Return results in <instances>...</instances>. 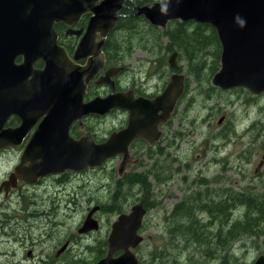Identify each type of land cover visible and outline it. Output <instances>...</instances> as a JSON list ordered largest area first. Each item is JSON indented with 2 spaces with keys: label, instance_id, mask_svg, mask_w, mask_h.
<instances>
[{
  "label": "rangeland",
  "instance_id": "obj_1",
  "mask_svg": "<svg viewBox=\"0 0 264 264\" xmlns=\"http://www.w3.org/2000/svg\"><path fill=\"white\" fill-rule=\"evenodd\" d=\"M156 1L160 0L148 3ZM125 22L111 34L109 48L111 57L127 66V71L119 77L123 86L134 82L148 93H157L163 90L172 73L185 76L184 93L167 124L162 126L163 137L150 148L132 147V157L138 161L135 166L130 163L121 175L118 174L121 157H113L101 168L92 167L94 169L81 174L68 175L61 182L50 178L47 188L42 184L34 187L38 206L36 209L30 206L29 211L39 214V220L29 219L35 222L30 227L25 212H18V221L11 218V225H17L12 234L15 240L11 236L7 240L5 234L3 238L0 236V264H94L102 251L106 254L111 223L141 201L147 208L138 231L143 241L134 249L140 264H174L173 258L179 264H187L191 256L197 259L194 264H251L260 252L264 253L261 250L264 234L257 230L264 227L260 218L251 222L253 235L248 230L242 231L222 252L221 245L215 246L214 252L213 248L203 245L187 244L183 238L170 235L172 227L169 225L174 218L175 224L188 220L187 213H172L177 204L186 201L202 225V236L205 237L208 230L217 235L220 224L210 223L211 214L203 210L199 202L210 201L213 205L230 198L227 203L233 205L237 200L231 196L237 194L251 199L255 210L256 205L263 202L264 92L255 99L240 88L221 90L211 83L214 74L209 78L210 68L215 65L213 56L201 54L200 60L205 61L200 68L195 65L196 70L191 71L180 50L167 53L168 41L159 37L157 29L153 30L147 21L135 19V27L131 21ZM157 28L166 29L167 25ZM174 51L177 52L176 69L168 63ZM124 118V113L117 111L94 118L89 124L97 135L104 136ZM7 160V157L0 158V174L8 167ZM45 190H50L51 196L39 197ZM54 192L59 194L58 200L53 197ZM195 196L200 201H194ZM30 199L29 195H23L24 204ZM18 200L19 208L23 202L20 197ZM75 203L77 206L73 207ZM95 206L98 209L91 217L97 221L98 228L80 234L78 229ZM42 209L49 223L40 215ZM243 211L237 206L233 219L245 220ZM71 213L74 214L67 217ZM220 214L215 217L224 223L225 214L222 218ZM7 215L10 218L11 214ZM53 218L57 221L55 225H52ZM7 221L0 222V235L1 225ZM227 229L228 224L224 223L222 237ZM9 231L5 226L4 232L8 235ZM65 243L66 247L59 252ZM206 251L210 252L209 256ZM189 264H193L192 261Z\"/></svg>",
  "mask_w": 264,
  "mask_h": 264
},
{
  "label": "water",
  "instance_id": "obj_2",
  "mask_svg": "<svg viewBox=\"0 0 264 264\" xmlns=\"http://www.w3.org/2000/svg\"><path fill=\"white\" fill-rule=\"evenodd\" d=\"M125 2L0 0V93L1 104L5 103L0 105V126L10 107V102L6 103V100L17 93L14 87L5 86L12 81L16 83L18 78L30 73L32 81L38 80L40 76L44 93L35 99L39 97L43 101L50 100V103L47 109L49 117L39 128L43 131L49 124L48 120L56 117L57 125L63 126L67 138L63 147L36 149L31 146L33 142L26 147L22 160L41 157L45 173H63L66 170L79 172L86 168L101 167L109 158L117 155H122L118 168V172L122 173L131 160L128 148L131 141L137 137L149 143L156 141L159 138L156 127L169 119L184 93L185 76L174 72L162 92L151 99L134 98L130 93L116 92L103 98L82 101L85 84L103 65L101 46L104 38L115 27ZM135 9L133 16L143 15L151 25L161 28H165L171 20L210 24L216 30L221 44L220 67L211 79L212 85L221 90L244 87L255 94L264 92V0H160L136 6ZM86 12L91 13V16L73 58L79 60L91 53L93 56L88 66L81 67L74 64L64 50L60 58L52 50L56 37L54 23L72 25ZM97 32L102 37L99 50L84 51L85 44L92 41ZM19 55L24 59L16 65L14 60ZM176 57L177 52L174 51L168 58L169 65L175 69L178 67ZM37 58L45 61V68L40 72L32 68ZM120 69L109 68L98 82L108 83L112 87L114 83L111 77ZM33 93L38 94V91ZM114 108L128 111L127 126L111 133L102 143L95 144L87 138L74 141L68 137L67 130L74 121L81 120L89 113L104 114ZM147 118L151 121L147 122ZM97 209L95 206L88 213L79 228L80 232L98 228L97 221L91 217ZM145 213L141 204H135L129 213L118 215L111 224L106 254L94 264H138L134 249L143 241L138 231ZM65 247L66 243L59 252ZM252 264H264V256H259Z\"/></svg>",
  "mask_w": 264,
  "mask_h": 264
},
{
  "label": "flooded vegetation",
  "instance_id": "obj_3",
  "mask_svg": "<svg viewBox=\"0 0 264 264\" xmlns=\"http://www.w3.org/2000/svg\"><path fill=\"white\" fill-rule=\"evenodd\" d=\"M142 1L144 0H140L138 2L133 1V0H126L124 7H122V9L119 11L120 15L121 16L124 15V17H128L129 19H134V20L135 19L136 20H143V19L146 20V18L143 15L133 16L136 12V9H135L136 6H141L143 4H150L148 2L142 3ZM90 16H91V13L89 12L83 13L80 16V18L72 25H67L64 22L54 23V32L56 34V37H55V40L53 41L54 44L52 46V50L56 53L57 57L60 58L61 51L64 50V52L67 53V55L74 62V64H77L78 66H81V67H85L89 65V63L91 62V57L93 56L92 53L79 60H75L73 58V55L75 51L77 50L83 35L86 32V28H87V24H88ZM118 19L116 21L115 27L111 29L104 38V43L101 46V52L103 54L102 55L103 65L99 68L98 72L91 79H89V81H87V83L85 84V91L82 97L83 102L90 101L96 97L103 98V97H106L116 92L130 93L134 98L142 97L146 99H151L162 92V91H159L157 93L155 92L148 93L145 90L138 87L134 82L133 83L128 82L126 83L125 86H123L120 83V79H119L120 74L122 72L127 71V66H125L124 64H121L120 61L119 62L117 60L115 61L109 53V48L111 47V42H110L111 34L116 29ZM194 23H197V22H194ZM69 29H72V30L68 32ZM76 32H79V34H77ZM101 39L102 37L100 33L97 32L96 36L92 39V41L89 40L85 44L84 51L89 52L90 50H93V49H95V51H98L99 41ZM111 50L112 49H110V51ZM23 59L24 57L19 55L15 58L14 62L17 65V64H20L23 61ZM111 67H121V69L116 73V75L111 77L114 83L112 87L108 83L98 82L99 77L103 76L105 74V71ZM32 68L33 70L38 71V72L44 70L45 61L42 58L35 59L32 65ZM31 74L32 73L22 78L17 77L18 81L16 83H13L14 81H12L10 84L5 86V87H14L17 91V93L14 94L12 98H10L11 100L10 99L6 100V103L10 102V107L5 117L6 119L4 123L0 126V141L5 143V145L3 143H0V158L7 157L8 159L7 160L8 167L5 170H3L2 173L0 174V222L1 224H3L8 220L4 226L1 225L2 233L0 236L1 238H3L5 234L7 236V240H8V236H11L12 239L15 240V237H13L12 234L14 232L13 227H17V225L12 226L11 221L12 219H16L18 221V212L27 213L26 223H28L30 227L35 225V222L29 221V219L39 220L38 219L39 214L37 213L34 214V212L29 211L30 206L32 209H36L35 207L38 206L37 200L35 199L38 193L33 189L34 187L42 184L43 188H45L47 186L46 185L47 180L50 178H53V179L56 178L57 182H61L68 175H77V174H81L83 171L87 169H94V168H86L79 172L73 171V170H66L63 173L61 172L45 173L44 169L42 168V164H41L44 162V160H42L41 157H36V158L28 159V160H22L26 147L32 142H33L31 144L32 148H36V149H42V148H46L49 146L63 147L67 143L66 133L64 132L63 126L57 125L56 121H58V118L54 117L51 120L49 119L50 122L48 120L49 124L46 126V128L43 131H41V129L39 128L41 123L45 119H47V117H49V112H47V109L49 107L50 100L43 101L39 97L35 99L37 95L43 96L44 89L42 87V79L40 78V76H38L37 78L38 80L32 81ZM85 77L86 76L83 77L84 81H85ZM1 88H2V85L0 84V92H1ZM112 88L114 90H112ZM238 88H240L242 91H246L249 95H251L255 99L260 95V94L252 93L244 87H238ZM35 90L38 91V94L33 93V91L35 92ZM1 102L2 100H1V93H0V105L5 104V103L1 104ZM117 111L124 113V117H125L124 120L120 122L118 126H114V128L107 131L104 136L97 135L96 131L92 129L89 122L93 120L94 118H103ZM128 115L129 114L127 110H121V109H115V108L111 109L110 111L104 114L89 113L86 116H83L81 120L74 121L69 126L67 130V135L69 138H71L74 141H79L82 138H87L91 142L95 144H99L105 141L111 135V133L126 127ZM168 120L164 123H159L158 126L156 127V131L159 133V138L153 143H149L146 139L141 138V137L134 138L131 141L128 147L131 160L124 167L122 173L127 170L130 163H132V165L135 166V164L138 161L132 157L131 148L132 147L150 148L151 146H155L157 142L163 137L162 126L166 125ZM150 121L151 119L147 118V122H150ZM153 135L154 133L151 136ZM116 157L118 158L121 157V160H122V155H117ZM104 164L101 167H103ZM95 168H98V167H95ZM122 173L118 172V174L120 175ZM142 178L146 179V177H142ZM24 180H34V181L26 182ZM62 189H63L62 187L58 188L59 191H61ZM49 193H50V190H45L41 195H39V197L40 196H51V194ZM54 193L56 194H54L53 197L57 198L56 200H58L59 198L57 197V195L59 194L57 192H54ZM61 193L63 194L64 192H61ZM23 195H29L31 197L30 200H27L26 204H24L23 202ZM19 197L22 200L23 205L22 203H20L19 208H18L16 204L19 203V200H18ZM14 198H16V200H13ZM261 198L263 199V202H260L258 204L263 205L264 196H261ZM75 201H76V198H75ZM223 202L224 200L221 201V203ZM138 204H141L142 207L147 211V208L145 207L142 201L139 202ZM75 206H77L76 203L73 204V207ZM65 208L68 209L67 207ZM7 213L11 214L10 218L7 215ZM40 213H41L40 215H43L44 220L47 223H49L47 217L44 215L45 209L40 210ZM72 214L74 213L67 215V217H70ZM46 222L44 223L47 224ZM56 222H57L56 219L53 218L52 225H55ZM142 223H143V220H142ZM5 226H8L10 228L8 235L4 232ZM78 232L80 234L83 233V232H80L79 229H78ZM108 234L109 233H107V238H108ZM261 250H264V248H261ZM262 255L264 256V253L260 252L257 258ZM104 256L105 255L101 256L99 259L103 258Z\"/></svg>",
  "mask_w": 264,
  "mask_h": 264
},
{
  "label": "trees",
  "instance_id": "obj_4",
  "mask_svg": "<svg viewBox=\"0 0 264 264\" xmlns=\"http://www.w3.org/2000/svg\"><path fill=\"white\" fill-rule=\"evenodd\" d=\"M149 1L150 0H144V2H149ZM128 21H131L133 24V21L135 20L122 17L118 20L116 28L123 27L121 26V24L124 22L125 24H128ZM133 25L135 27V24ZM148 26L152 27L153 30L157 29V33L159 37L166 38V40L168 41L167 45L165 46L167 53L170 52L171 50L181 51L182 55L184 56L183 58L185 60H188L191 71H195L196 69L194 67L196 66L200 68L201 63L205 61V59L200 60L201 54L211 55L213 56V59L215 61V65L210 68L209 78H211L212 75L218 70L220 54H221V44L218 39L216 30L210 24L194 23L191 20L185 22L172 20L169 21L166 29L157 28L155 26H152L150 23H148ZM231 197H232L231 199L240 202L237 203V201H235L237 204L235 203L233 205H229V203L227 202L229 201L230 198H227L224 200L223 203H221V201H216L215 203H213V205L212 204L210 205L211 202L208 201V202H204L203 204L199 202L198 204L203 210L211 214L212 220L210 221V223H212V221H216L220 224L219 228L217 229L218 236L216 234H212L209 230L206 232L205 237L202 236V232H201L202 225L197 222L196 220L197 217L195 216L194 212H192L194 211L192 209L193 207H191L190 204H187V202L184 201L177 204L174 207L172 213L173 214L187 213L188 220L183 219L182 222L175 224L174 222L175 218H174L172 223L169 225L172 227L170 231V235H176V237L178 236L179 238H183V240H185L187 244L194 243L198 245H203V247L213 248L214 252H215V246L217 245H221L222 247L220 252H222L223 249L229 247L230 244L233 241H235V239H238V237L242 234V231L244 230H248L249 231L248 233L250 235H253L254 230L252 231L253 224L251 225V222L255 223L257 218H260V221L264 222L263 208H261L260 205H256L255 207L256 210H255L252 205L251 199H248V197L244 196L243 194H237ZM194 201H200V199L195 196ZM225 202H226V206H225ZM237 206H240L244 209L243 215L245 216V220L243 221H238L233 219L232 216L234 213L233 210L236 209ZM261 206L264 207V204ZM218 214H220L221 218L223 214H225V218L223 221L225 225L228 224V229L225 231V233L223 232L224 233L223 237H222V226L224 225V223H221L220 218L215 217V215ZM257 230L259 231L262 230V234H264L263 226ZM209 253H210L209 251H206V256H209ZM103 255L104 252L102 251L101 256ZM190 261H192V263L194 264V262L197 261V259L191 256L188 259L187 264H189ZM140 263L141 261L139 260L138 264ZM173 263L179 264L178 262H176L175 258H173Z\"/></svg>",
  "mask_w": 264,
  "mask_h": 264
},
{
  "label": "bare ground",
  "instance_id": "obj_5",
  "mask_svg": "<svg viewBox=\"0 0 264 264\" xmlns=\"http://www.w3.org/2000/svg\"><path fill=\"white\" fill-rule=\"evenodd\" d=\"M122 17H124V15H122Z\"/></svg>",
  "mask_w": 264,
  "mask_h": 264
}]
</instances>
